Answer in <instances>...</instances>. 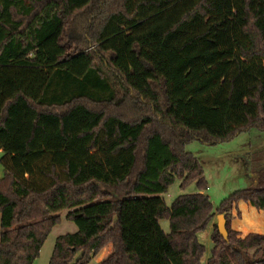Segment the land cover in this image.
<instances>
[{
    "label": "trees",
    "instance_id": "obj_1",
    "mask_svg": "<svg viewBox=\"0 0 264 264\" xmlns=\"http://www.w3.org/2000/svg\"><path fill=\"white\" fill-rule=\"evenodd\" d=\"M264 131V0H0V264H33L59 214L77 231L50 264H264V166L219 207L193 140ZM176 179L196 192L168 207ZM166 219L169 232L161 227Z\"/></svg>",
    "mask_w": 264,
    "mask_h": 264
},
{
    "label": "rangeland",
    "instance_id": "obj_2",
    "mask_svg": "<svg viewBox=\"0 0 264 264\" xmlns=\"http://www.w3.org/2000/svg\"><path fill=\"white\" fill-rule=\"evenodd\" d=\"M185 151L191 153L201 164L207 184V189L204 192L208 195L214 210H216L224 200L236 191L251 187L247 175L249 166L251 167L253 163L257 165L262 161L261 166H264V131L252 129L249 132L239 134L230 141L214 145H205L198 140H193L186 145ZM2 176L3 166L0 163V178ZM180 184L181 181L176 179L167 192L160 196L168 207L178 196L192 194L197 191L195 183H190L184 188ZM245 205L243 202L239 203L235 211L246 213V210H244ZM66 214L67 212L59 214V222L50 231L38 258L33 264H50L56 239L77 231L74 223L66 219ZM160 224L162 230L168 233V221L163 219ZM212 232L213 230L209 225L198 234L199 242L205 247L203 264H206L212 250ZM107 250L111 251L110 245L102 248L89 264H100L106 257Z\"/></svg>",
    "mask_w": 264,
    "mask_h": 264
},
{
    "label": "crops",
    "instance_id": "obj_3",
    "mask_svg": "<svg viewBox=\"0 0 264 264\" xmlns=\"http://www.w3.org/2000/svg\"><path fill=\"white\" fill-rule=\"evenodd\" d=\"M261 163L259 162L257 165L253 163L251 167L249 166L247 175L251 183L253 179V174H252L253 170L261 167ZM258 165L260 166L258 167ZM244 210H246V213H242L241 211L240 213H238V211L235 210L232 211V219L229 222V226L231 227V229H233L236 232H239L242 237L250 233H257L264 235V211H257L250 205L247 206V204L244 206ZM217 216L218 215L214 217V219L210 224L212 230L214 224L217 223ZM109 253L110 251L107 250V255Z\"/></svg>",
    "mask_w": 264,
    "mask_h": 264
},
{
    "label": "water",
    "instance_id": "obj_4",
    "mask_svg": "<svg viewBox=\"0 0 264 264\" xmlns=\"http://www.w3.org/2000/svg\"><path fill=\"white\" fill-rule=\"evenodd\" d=\"M217 229H218V233L221 237H223L224 239H226L227 237V231H226V220L224 218L223 215H218L217 216Z\"/></svg>",
    "mask_w": 264,
    "mask_h": 264
}]
</instances>
